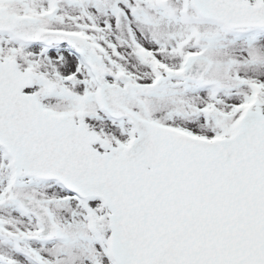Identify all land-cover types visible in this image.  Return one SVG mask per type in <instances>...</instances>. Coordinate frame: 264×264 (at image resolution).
<instances>
[{
  "label": "snow or ice",
  "instance_id": "6c2138e0",
  "mask_svg": "<svg viewBox=\"0 0 264 264\" xmlns=\"http://www.w3.org/2000/svg\"><path fill=\"white\" fill-rule=\"evenodd\" d=\"M0 264H264V0H0Z\"/></svg>",
  "mask_w": 264,
  "mask_h": 264
}]
</instances>
